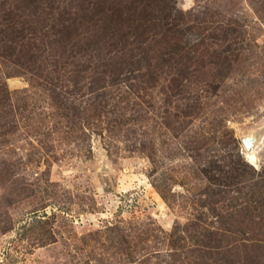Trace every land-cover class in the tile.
<instances>
[{
	"label": "rangeland",
	"instance_id": "obj_1",
	"mask_svg": "<svg viewBox=\"0 0 264 264\" xmlns=\"http://www.w3.org/2000/svg\"><path fill=\"white\" fill-rule=\"evenodd\" d=\"M45 1L0 0V264H264V0Z\"/></svg>",
	"mask_w": 264,
	"mask_h": 264
},
{
	"label": "water",
	"instance_id": "obj_2",
	"mask_svg": "<svg viewBox=\"0 0 264 264\" xmlns=\"http://www.w3.org/2000/svg\"><path fill=\"white\" fill-rule=\"evenodd\" d=\"M243 143L246 146V148L250 151L254 147V140L251 136H247V137L243 138Z\"/></svg>",
	"mask_w": 264,
	"mask_h": 264
},
{
	"label": "bare ground",
	"instance_id": "obj_3",
	"mask_svg": "<svg viewBox=\"0 0 264 264\" xmlns=\"http://www.w3.org/2000/svg\"><path fill=\"white\" fill-rule=\"evenodd\" d=\"M254 148V147H253ZM250 151V150H249ZM251 152V151H250ZM250 152H249V154H248V157H249V161L251 162V163H255V155L254 154H250Z\"/></svg>",
	"mask_w": 264,
	"mask_h": 264
},
{
	"label": "trees",
	"instance_id": "obj_4",
	"mask_svg": "<svg viewBox=\"0 0 264 264\" xmlns=\"http://www.w3.org/2000/svg\"><path fill=\"white\" fill-rule=\"evenodd\" d=\"M40 1H42V0H39V2H40ZM44 2H45V6H47V4H46L47 1L44 0ZM48 7H49L50 10H53V9L55 8V6H54L52 3H51V4H48ZM66 26H67V25H66ZM69 50L71 51V49H69Z\"/></svg>",
	"mask_w": 264,
	"mask_h": 264
}]
</instances>
